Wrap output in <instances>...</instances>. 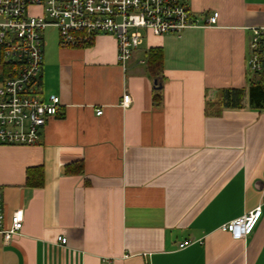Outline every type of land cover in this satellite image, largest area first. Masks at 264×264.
I'll list each match as a JSON object with an SVG mask.
<instances>
[{"label": "crops", "instance_id": "crops-1", "mask_svg": "<svg viewBox=\"0 0 264 264\" xmlns=\"http://www.w3.org/2000/svg\"><path fill=\"white\" fill-rule=\"evenodd\" d=\"M187 5L202 25L145 32L126 68L111 34L73 47L45 28L36 88L59 107L36 144H0L4 226L24 211L18 234L0 233V264H264V109L249 104L245 65L264 0ZM154 46L163 50L159 88L146 65ZM226 87L246 88L241 107L218 109ZM36 166L43 184L27 186ZM257 205L248 236L220 229Z\"/></svg>", "mask_w": 264, "mask_h": 264}, {"label": "built area", "instance_id": "built-area-1", "mask_svg": "<svg viewBox=\"0 0 264 264\" xmlns=\"http://www.w3.org/2000/svg\"><path fill=\"white\" fill-rule=\"evenodd\" d=\"M217 15L210 14L208 24H215ZM200 25L187 0H0V59L11 65L0 68V144H36L46 120L57 113L58 96L49 95L45 100L36 88L45 28L57 29L62 46L85 47L96 35L111 34L117 43V61L126 68L145 32L180 35L184 29ZM250 30L245 65L259 74L264 71V26H252ZM130 103L131 96L124 93L121 105L127 107ZM101 112L100 108L96 110V114ZM261 214V206L257 205L221 224L220 229L233 238L246 237ZM3 217L0 191V233L8 241L20 232L24 211L14 210L8 227ZM57 240L61 244L67 241L63 235Z\"/></svg>", "mask_w": 264, "mask_h": 264}, {"label": "trees", "instance_id": "trees-1", "mask_svg": "<svg viewBox=\"0 0 264 264\" xmlns=\"http://www.w3.org/2000/svg\"><path fill=\"white\" fill-rule=\"evenodd\" d=\"M163 50L161 47L154 46L147 50L146 65L151 76L157 77L162 70ZM11 65L3 63L0 59V68L8 69ZM254 76L248 80L247 94L249 104L254 108L264 109V71L262 73H254ZM246 94L245 87H226L220 88L217 92L216 103L222 108H239L242 106V99ZM153 102H160L159 95H154ZM72 165H67L66 173L76 171ZM43 184V169L41 166L29 167L26 169V185L30 187H40Z\"/></svg>", "mask_w": 264, "mask_h": 264}, {"label": "water", "instance_id": "water-1", "mask_svg": "<svg viewBox=\"0 0 264 264\" xmlns=\"http://www.w3.org/2000/svg\"><path fill=\"white\" fill-rule=\"evenodd\" d=\"M153 84L158 88L161 86L156 78L153 79Z\"/></svg>", "mask_w": 264, "mask_h": 264}, {"label": "rangeland", "instance_id": "rangeland-1", "mask_svg": "<svg viewBox=\"0 0 264 264\" xmlns=\"http://www.w3.org/2000/svg\"><path fill=\"white\" fill-rule=\"evenodd\" d=\"M37 11V10H36Z\"/></svg>", "mask_w": 264, "mask_h": 264}]
</instances>
